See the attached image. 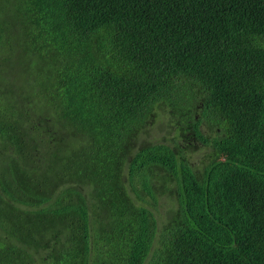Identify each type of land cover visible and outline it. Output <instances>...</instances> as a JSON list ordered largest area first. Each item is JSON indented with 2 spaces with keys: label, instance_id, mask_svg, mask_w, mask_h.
<instances>
[{
  "label": "trees",
  "instance_id": "trees-1",
  "mask_svg": "<svg viewBox=\"0 0 264 264\" xmlns=\"http://www.w3.org/2000/svg\"><path fill=\"white\" fill-rule=\"evenodd\" d=\"M0 264H264V0H0Z\"/></svg>",
  "mask_w": 264,
  "mask_h": 264
},
{
  "label": "rangeland",
  "instance_id": "rangeland-1",
  "mask_svg": "<svg viewBox=\"0 0 264 264\" xmlns=\"http://www.w3.org/2000/svg\"><path fill=\"white\" fill-rule=\"evenodd\" d=\"M180 122L181 118L178 117ZM147 120V126H149V129L145 132L143 135L145 139L148 140V142H153L155 139L158 138L161 141H164V143H170L171 140L175 137V131L178 133L181 132L180 123L179 125L171 126L170 118L166 117L164 114V107H159V104L154 107L153 114L146 119ZM176 119L174 118V121ZM172 127V128H171ZM185 128V126H184ZM183 128V129H184ZM146 129V128H145ZM144 129V130H145ZM175 130V131H174ZM155 133V135H154ZM179 145L182 147V150L185 151L186 157L188 161L195 166V169L202 170L204 167V164L201 163L202 158L206 154L204 150H202V146L196 145V147H188V142L183 140L180 137ZM195 148V149H193ZM171 189L174 190L173 187L169 186ZM171 194H162L161 196L157 197V200L154 202H151L153 212L159 214L161 218L168 217L167 219L173 218V212L172 210L176 207V201L175 199L171 198ZM161 224V221H160ZM162 225H159L158 234L162 233Z\"/></svg>",
  "mask_w": 264,
  "mask_h": 264
},
{
  "label": "flooded vegetation",
  "instance_id": "flooded-vegetation-1",
  "mask_svg": "<svg viewBox=\"0 0 264 264\" xmlns=\"http://www.w3.org/2000/svg\"><path fill=\"white\" fill-rule=\"evenodd\" d=\"M184 126H185L184 129L180 126V128H181L180 133H181L182 139L188 142L187 146L188 147H190V146L196 147V145L202 146V143L198 142L196 140V137L193 136V132L191 131V128L193 126H190V125H184ZM191 165L193 168H195V166L193 164H191Z\"/></svg>",
  "mask_w": 264,
  "mask_h": 264
},
{
  "label": "bare ground",
  "instance_id": "bare-ground-1",
  "mask_svg": "<svg viewBox=\"0 0 264 264\" xmlns=\"http://www.w3.org/2000/svg\"><path fill=\"white\" fill-rule=\"evenodd\" d=\"M190 144V143H189Z\"/></svg>",
  "mask_w": 264,
  "mask_h": 264
}]
</instances>
